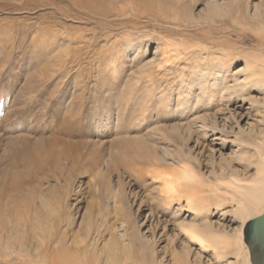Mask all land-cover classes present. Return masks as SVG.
<instances>
[{
    "label": "bare ground",
    "instance_id": "obj_1",
    "mask_svg": "<svg viewBox=\"0 0 264 264\" xmlns=\"http://www.w3.org/2000/svg\"><path fill=\"white\" fill-rule=\"evenodd\" d=\"M69 1L77 13L60 16L95 21L92 36L52 22L9 28L7 41L22 32L35 52L65 48L55 56L63 69L102 55L100 69L126 76L120 98L136 96L132 114L147 122L166 106L178 123L136 120L145 129L132 142L146 152L132 172L158 181L152 197L127 192L120 177L107 182L110 159L71 165L98 196L86 208L66 167L32 197L1 195L0 264H253L244 233L264 215V0ZM19 2L31 10L32 0Z\"/></svg>",
    "mask_w": 264,
    "mask_h": 264
},
{
    "label": "rangeland",
    "instance_id": "obj_2",
    "mask_svg": "<svg viewBox=\"0 0 264 264\" xmlns=\"http://www.w3.org/2000/svg\"><path fill=\"white\" fill-rule=\"evenodd\" d=\"M256 1L251 0V3ZM32 3L31 10L17 11L18 5H22L19 0H0V197L16 190L23 192L21 197H32L39 184L37 181L47 182L52 172L66 167V171L69 168L74 175L78 164L98 162L100 165L110 160L108 169H103L107 182L111 178L112 186L116 187L120 177L125 181L127 192L137 191L142 197H152L149 195L152 188L156 194L158 181L137 180L132 172L139 160L134 154L146 152L139 142H132L136 137L134 132L144 130V125L153 119H157L162 128H166L165 124L178 123L173 118L180 112L164 106L156 114L148 113L147 122H141L139 116L132 114L136 96L128 94L125 101L120 98L128 87L124 84L126 76L119 74L114 78L110 70L100 69L99 65L106 62L102 55L90 53L83 59L81 70L63 69L61 63L57 65L59 58L55 56L65 48L51 56L47 50L45 55L41 48L35 52L30 39L23 42L22 32L14 35L12 38L17 40L9 43V28L27 30L36 24L58 22L59 29H67L64 30L67 35L78 33V28L85 29L82 33L89 36L94 29L98 30L93 20L78 24L60 16L61 10L77 13L69 0H32ZM79 16L86 18L84 14ZM124 58L115 63L127 65L125 71H129L130 61L124 63ZM154 137L158 139L153 140L157 144L163 138L162 133ZM164 145L158 144L157 148ZM74 161L77 165L71 168ZM97 165L94 167L98 168ZM78 173L75 174L76 197L86 208L90 198L98 196L89 190L90 176L83 178ZM151 181L155 182L153 187Z\"/></svg>",
    "mask_w": 264,
    "mask_h": 264
},
{
    "label": "water",
    "instance_id": "obj_3",
    "mask_svg": "<svg viewBox=\"0 0 264 264\" xmlns=\"http://www.w3.org/2000/svg\"><path fill=\"white\" fill-rule=\"evenodd\" d=\"M264 215L249 222L245 227L244 241L250 250L251 261L264 264Z\"/></svg>",
    "mask_w": 264,
    "mask_h": 264
},
{
    "label": "snow or ice",
    "instance_id": "obj_4",
    "mask_svg": "<svg viewBox=\"0 0 264 264\" xmlns=\"http://www.w3.org/2000/svg\"><path fill=\"white\" fill-rule=\"evenodd\" d=\"M262 226H264V225H262Z\"/></svg>",
    "mask_w": 264,
    "mask_h": 264
}]
</instances>
